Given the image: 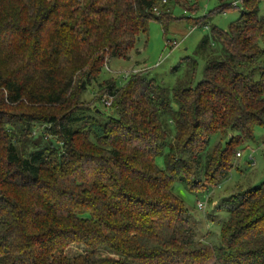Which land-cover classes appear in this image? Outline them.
Instances as JSON below:
<instances>
[{
    "label": "trees",
    "instance_id": "trees-1",
    "mask_svg": "<svg viewBox=\"0 0 264 264\" xmlns=\"http://www.w3.org/2000/svg\"><path fill=\"white\" fill-rule=\"evenodd\" d=\"M172 1L0 0V264H264V180L220 203L217 245L172 192L218 184L264 127L261 0H239L227 31L209 25L221 51L195 85L168 89L140 70L81 99L150 21L165 28ZM216 134L224 145L205 151ZM72 245L83 250L69 256Z\"/></svg>",
    "mask_w": 264,
    "mask_h": 264
},
{
    "label": "rangeland",
    "instance_id": "rangeland-1",
    "mask_svg": "<svg viewBox=\"0 0 264 264\" xmlns=\"http://www.w3.org/2000/svg\"><path fill=\"white\" fill-rule=\"evenodd\" d=\"M233 1H237V8L219 9L220 6ZM193 2L195 6L192 5ZM170 7L172 19L165 28L157 21H150L147 32L137 36L135 48L130 51L127 58H110L104 63L96 82L82 92V100L94 98L96 92H99L96 89L98 83L110 79L117 86H122L132 72L140 70L146 78L153 79L168 89H172L177 84L192 86L201 80L206 60L220 55L221 51L218 43L209 37V25L227 31L229 25L239 15L240 2L239 0H187L178 4L173 0ZM257 15L264 17V0L259 3ZM204 16L208 17V26H192V20ZM204 39L206 43L202 45ZM104 99L110 101L107 97ZM94 105L96 108L91 113L97 114L100 119L111 115L110 109L103 102L95 101ZM167 128L170 137L173 128L170 124H167ZM252 134V139L238 144L236 150L239 156L233 158L228 174L218 184L191 190L180 181H175L172 185L173 194L187 209L192 227L198 237H203L201 238L203 242L211 245L220 242L219 226L226 217V211L220 203L235 193L259 186L264 180V127L256 126ZM226 140V137L212 135L205 151H209L216 143L224 145ZM155 162L159 168H163L162 155L156 157ZM201 179L203 180L202 176ZM198 202L202 203L203 208H198ZM82 250L79 245H72L66 249L69 256ZM97 254L110 255L105 249H98Z\"/></svg>",
    "mask_w": 264,
    "mask_h": 264
},
{
    "label": "built area",
    "instance_id": "built-area-1",
    "mask_svg": "<svg viewBox=\"0 0 264 264\" xmlns=\"http://www.w3.org/2000/svg\"><path fill=\"white\" fill-rule=\"evenodd\" d=\"M235 3H236V2H233V5H234V6L236 5ZM172 43H173L174 45H176L175 42H172ZM102 102H103L106 106H109V105H110V101H109V100L103 99ZM236 156H239V152H236ZM197 206H198V208H200V209L203 208V205H202L201 202H198Z\"/></svg>",
    "mask_w": 264,
    "mask_h": 264
}]
</instances>
